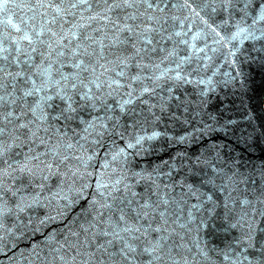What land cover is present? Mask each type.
I'll return each instance as SVG.
<instances>
[{"label":"water","instance_id":"water-1","mask_svg":"<svg viewBox=\"0 0 264 264\" xmlns=\"http://www.w3.org/2000/svg\"><path fill=\"white\" fill-rule=\"evenodd\" d=\"M117 3L0 10V264H264V0Z\"/></svg>","mask_w":264,"mask_h":264},{"label":"snow or ice","instance_id":"snow-or-ice-1","mask_svg":"<svg viewBox=\"0 0 264 264\" xmlns=\"http://www.w3.org/2000/svg\"><path fill=\"white\" fill-rule=\"evenodd\" d=\"M7 2H8V0H0V10H2V6L4 4H6ZM51 2L54 3L55 0H51ZM77 2L78 3H85L86 0H77ZM104 2L105 3H108V4H111L113 7L119 6L118 3H117V0H104ZM134 2H135V0H123V3L125 5H128V6H131ZM140 2L147 3L148 6H149V8H151L153 6V3H156L157 6H158L159 0H140ZM186 2H187V0H186ZM49 6L51 7V3H50ZM72 7L73 8L76 7V3H73L72 4ZM163 10L164 9H160V11H163ZM53 11L55 12L56 16H59L64 11V9L60 8L59 5H57L53 9ZM109 11H111V8H109ZM56 16L53 17V21L56 19ZM149 19H151V17ZM9 23H11V21H9ZM14 27L16 28V31H18V32L21 31V29L19 28V26H14ZM43 33H44V29H41V31L38 32V33H36V35L37 36H41V35H43ZM51 34H52L53 37L56 36V33H54V32L51 33ZM71 35H72V38L73 39H76L77 38V34L75 32L71 33ZM176 35L179 36L180 33L177 32ZM195 38L196 37H193V39H195ZM20 40L21 41H27L29 44H31L33 42L32 36L30 34H28L27 32H25V34L20 37ZM14 43H16V41H14ZM58 43H59V41H58ZM149 43H150V41H149ZM49 47L51 48L52 45L49 44ZM32 50L35 51V49H32ZM4 51H5V49L3 48V41H0V59H6V57H4L2 55ZM16 51H17L18 54L23 51L22 48L20 47V44L19 43H17ZM85 52H86V50H85ZM59 54L61 56L64 55L63 52H60ZM72 54H73V56H78L80 54L79 46H77V48L75 50H73ZM17 59H18V57H17ZM82 65H83V61H80L79 63H76L75 64V67L79 69V68L82 67ZM0 71H2V69H0ZM17 75H19V73ZM64 79L67 80L69 78L68 77H65ZM73 79H75V77H73ZM76 86H77L76 83H73L72 84V87L73 88H75ZM145 90H147V89H145ZM25 95H32V92H26ZM2 100H3V97L0 96V101H2ZM69 100H70V98H69ZM69 108H71V105L70 104H69ZM2 132H3V129H0V134H2ZM10 147H11L10 145L8 147H6L4 145L2 139H0V160H2L5 152L7 150H9ZM121 219H123V217H121ZM124 231L131 233L132 232V229L125 228ZM135 231L138 232L139 229H136ZM117 235H118V233H117ZM133 239H138V237H133ZM147 243H148V247H145L144 248V251L147 252V253H149L150 255L153 254V253H156L157 250L161 248V243H160V240L159 239L155 240L154 242L153 241H148ZM124 251L126 253L125 259H127L128 258V254H131L133 252H136L137 249L135 247H133L130 243L125 242V244H124ZM153 258H155V257H153Z\"/></svg>","mask_w":264,"mask_h":264}]
</instances>
